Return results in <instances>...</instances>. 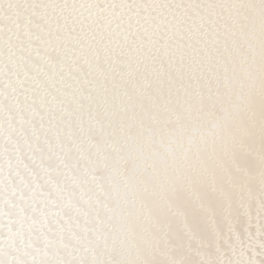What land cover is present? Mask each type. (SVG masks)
I'll use <instances>...</instances> for the list:
<instances>
[{
	"label": "snow or ice",
	"instance_id": "snow-or-ice-1",
	"mask_svg": "<svg viewBox=\"0 0 264 264\" xmlns=\"http://www.w3.org/2000/svg\"><path fill=\"white\" fill-rule=\"evenodd\" d=\"M0 264H264V0H0Z\"/></svg>",
	"mask_w": 264,
	"mask_h": 264
}]
</instances>
